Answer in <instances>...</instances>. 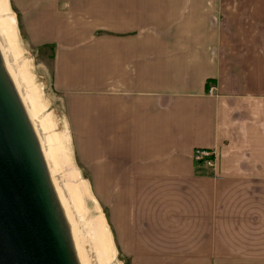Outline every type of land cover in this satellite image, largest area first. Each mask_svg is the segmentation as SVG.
I'll list each match as a JSON object with an SVG mask.
<instances>
[{"label": "crops", "instance_id": "crops-1", "mask_svg": "<svg viewBox=\"0 0 264 264\" xmlns=\"http://www.w3.org/2000/svg\"><path fill=\"white\" fill-rule=\"evenodd\" d=\"M8 3L127 263L264 264V0Z\"/></svg>", "mask_w": 264, "mask_h": 264}, {"label": "water", "instance_id": "water-1", "mask_svg": "<svg viewBox=\"0 0 264 264\" xmlns=\"http://www.w3.org/2000/svg\"><path fill=\"white\" fill-rule=\"evenodd\" d=\"M7 10L0 6V264H113L94 240L95 200L74 201L81 178L69 177V152L53 150L54 123L40 115L39 93L16 58Z\"/></svg>", "mask_w": 264, "mask_h": 264}, {"label": "rangeland", "instance_id": "rangeland-1", "mask_svg": "<svg viewBox=\"0 0 264 264\" xmlns=\"http://www.w3.org/2000/svg\"><path fill=\"white\" fill-rule=\"evenodd\" d=\"M8 10L10 11L11 14L14 15V18H15L14 31L16 32L14 35L15 38H14L13 45L15 47L14 50L17 52L16 58L17 59L19 58L18 61L21 63L23 62L22 63L23 66L29 69L28 70L26 68L27 70L26 73L31 79V83L29 86L30 88L34 87L38 91L39 93L38 102H40V104L43 105V107L39 110L40 115L41 116H45L47 114L50 115V119L54 123L52 127H49L47 129V131L49 133H55L56 131L59 133H65L66 136H64L63 134L64 145L67 147L66 149L69 152L71 165L73 168H75L78 171L79 177L86 183L88 194L91 195V197L95 200L96 202L95 205H97L96 207H98L103 217L106 218V216L103 214L104 211L99 206V202L93 197L91 186L86 181L83 167L79 162V159L76 153V143H75L76 138L74 134H72L71 122L67 118L68 114L66 112L65 105L62 101V98H60V95L57 96L53 92L51 87L48 85L49 72H50L49 50L31 46L27 42L21 30V25L19 24L20 23L19 18L16 16L17 13L14 12L13 9L9 7V5H8ZM223 17H224V13L220 12V15L218 18L222 20ZM107 224L108 223H106V226L109 229V225ZM112 247H113V250L115 251L113 255V264L115 263L116 264H128L126 258L121 255V253L119 252V249L116 247V244L113 238H112Z\"/></svg>", "mask_w": 264, "mask_h": 264}, {"label": "bare ground", "instance_id": "bare-ground-1", "mask_svg": "<svg viewBox=\"0 0 264 264\" xmlns=\"http://www.w3.org/2000/svg\"><path fill=\"white\" fill-rule=\"evenodd\" d=\"M8 5H9L8 0H0V6L2 9L7 10ZM7 11H9V10H7ZM6 21H7V23H5L6 28L11 32V34H13L12 33L13 23H15L14 15L10 13V15L6 18ZM53 137L58 144V146H56V148L53 147V150L54 151H57V150L58 151H66L68 154L66 147L61 146V144H63L64 142H63V140L60 139V134L54 133ZM77 174H78L77 170H75L73 173L69 172V177L73 178V177L77 176ZM73 191H74V201L77 202L76 205L79 208L80 207V202H79L80 197L84 196L86 194L88 195V189H87L86 183L81 179V182L77 183V185H74ZM99 212H100V210H99ZM91 221H92V232H93V235L95 237L94 240H95L96 244L98 245V247L100 248V250L102 251V253L106 257H111V256L113 257L115 251L113 250V247H112V237H111L110 230L106 226L105 218L103 217V215L100 212V214L97 215L96 217H94L93 219H91Z\"/></svg>", "mask_w": 264, "mask_h": 264}, {"label": "built area", "instance_id": "built-area-1", "mask_svg": "<svg viewBox=\"0 0 264 264\" xmlns=\"http://www.w3.org/2000/svg\"><path fill=\"white\" fill-rule=\"evenodd\" d=\"M216 88L214 85L208 86V93L214 94ZM214 155L215 152L213 149H205V148H196L193 152V159L197 162H202L207 166L212 167L214 164Z\"/></svg>", "mask_w": 264, "mask_h": 264}]
</instances>
